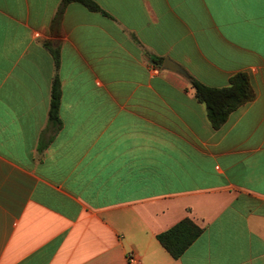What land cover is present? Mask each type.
Masks as SVG:
<instances>
[{"label": "crops", "instance_id": "obj_1", "mask_svg": "<svg viewBox=\"0 0 264 264\" xmlns=\"http://www.w3.org/2000/svg\"><path fill=\"white\" fill-rule=\"evenodd\" d=\"M62 1L0 0V264H264V0ZM241 72L214 129L192 78Z\"/></svg>", "mask_w": 264, "mask_h": 264}, {"label": "trees", "instance_id": "obj_2", "mask_svg": "<svg viewBox=\"0 0 264 264\" xmlns=\"http://www.w3.org/2000/svg\"><path fill=\"white\" fill-rule=\"evenodd\" d=\"M73 2L81 3L92 11L100 10V7L93 0H63L55 20V26L59 24L65 8ZM52 52L58 65L59 50L52 49ZM192 84L196 91V98L207 107L208 117L214 129L221 128L234 111L255 97L251 79L247 73L243 72L234 75L230 79L229 86L224 88L209 87L194 78H192ZM60 99V85L56 78L52 89L50 120L57 126L61 124L59 118ZM201 233L202 229L187 218L158 235V240L175 259H179L199 238Z\"/></svg>", "mask_w": 264, "mask_h": 264}, {"label": "water", "instance_id": "obj_3", "mask_svg": "<svg viewBox=\"0 0 264 264\" xmlns=\"http://www.w3.org/2000/svg\"><path fill=\"white\" fill-rule=\"evenodd\" d=\"M165 68L173 70V71H176V72H179L182 75H187V72L181 66H179V65H177L175 63H172V62H170L168 60H166Z\"/></svg>", "mask_w": 264, "mask_h": 264}, {"label": "built area", "instance_id": "obj_4", "mask_svg": "<svg viewBox=\"0 0 264 264\" xmlns=\"http://www.w3.org/2000/svg\"><path fill=\"white\" fill-rule=\"evenodd\" d=\"M128 259H129L130 261L139 262V259L136 257V255H134V254H132V253L128 256Z\"/></svg>", "mask_w": 264, "mask_h": 264}]
</instances>
